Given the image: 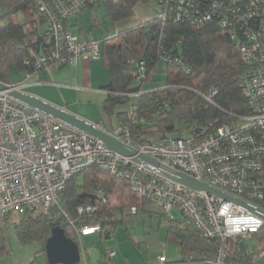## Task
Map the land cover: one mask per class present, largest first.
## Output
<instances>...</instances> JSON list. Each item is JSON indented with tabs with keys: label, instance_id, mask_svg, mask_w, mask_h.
<instances>
[{
	"label": "built area",
	"instance_id": "obj_1",
	"mask_svg": "<svg viewBox=\"0 0 264 264\" xmlns=\"http://www.w3.org/2000/svg\"><path fill=\"white\" fill-rule=\"evenodd\" d=\"M32 1L37 5V16L44 20V41L35 69L26 72L22 82L14 83L20 90L31 78L40 81V71L45 68L102 57L103 39L76 35L70 28L72 18L100 0ZM204 1L207 0H154V18L163 23L198 25L214 21L222 26L236 41L244 64L240 83L250 112L230 122L210 123L193 133L138 144L133 143L130 122L110 132L140 153L156 158L159 164H154L114 152L101 139L0 91V216L23 208L39 213L57 207L64 223L75 226L71 211L62 202V193L74 174L96 165L125 178L133 193L158 206L170 219H176L175 208L180 210L208 239L226 243L238 237L260 236L263 246L258 255L264 254V218L170 176L189 174L264 210V0H211L208 5ZM117 39L114 35L107 41ZM159 39L165 40L163 31ZM174 62L181 63L178 59ZM137 66L134 75L140 82L146 61L140 59ZM181 66L190 73L187 64ZM217 92L212 87L204 97L212 101ZM136 110L132 106L128 112L131 122L137 120ZM94 124L106 130L103 124ZM96 210L93 204L77 206L80 214ZM131 212L136 214L137 207L133 206ZM75 229L79 237L102 230L100 224ZM228 254L223 244L205 254L202 264H236ZM158 264H166L165 256L158 258Z\"/></svg>",
	"mask_w": 264,
	"mask_h": 264
},
{
	"label": "trees",
	"instance_id": "obj_2",
	"mask_svg": "<svg viewBox=\"0 0 264 264\" xmlns=\"http://www.w3.org/2000/svg\"><path fill=\"white\" fill-rule=\"evenodd\" d=\"M149 1L100 0L96 6L90 7L93 23L99 25L101 22L98 9L102 3L106 4L114 22L122 23L134 16L138 3L147 4ZM209 3L211 0H207L205 5ZM0 5L5 9L0 16V80L13 83V69L20 72L21 80L26 72L35 69L38 53L35 43L44 34V20L37 16V5L32 0H0ZM149 30L152 36L150 43ZM161 31L165 34L162 42L159 39ZM114 35L121 42L107 41L108 37ZM102 38V60L109 70V82L105 86L108 95L103 110L111 116L117 108L129 107L126 111L118 112L124 115L119 125L130 122L134 144L193 133L210 123L218 125L230 122L236 116L250 112L240 83L244 64L237 43L217 22L199 25L189 22L163 23L151 18L134 25L126 24ZM140 59L146 61V66L144 77L138 82L134 73L138 70ZM175 59L181 63H175ZM162 61L164 66L160 68ZM182 63L190 67V73H186ZM212 87H216L218 92L209 101L204 94ZM138 91H142L139 96L131 95ZM132 106L137 107L135 122H131L128 116ZM61 198L71 211L75 226L65 224L57 207H52L48 212L27 210L13 224L8 221L13 212L1 215L0 230L12 225L21 242H38L40 248L37 253L43 252L46 258V242L57 225L64 227L66 234L78 242L75 227L100 224L101 232L107 234L125 225L140 211L155 214L143 202L138 203L140 197L133 193L125 178L96 165L74 174ZM114 202L119 204L115 205ZM81 204H93L97 210L80 214L77 206ZM133 206L137 207L136 214L131 212ZM156 216L167 219L168 237L182 247L185 259L191 256L192 261L197 260L202 264L205 254L215 252L223 244L228 249L229 260L237 261L245 256L240 243L246 238L238 237L222 243L219 239L204 237L186 218L170 219L162 212ZM251 238L261 240L257 235ZM257 253L251 252L250 255ZM34 262L36 259L30 263ZM46 262L49 264L47 258Z\"/></svg>",
	"mask_w": 264,
	"mask_h": 264
},
{
	"label": "crops",
	"instance_id": "obj_3",
	"mask_svg": "<svg viewBox=\"0 0 264 264\" xmlns=\"http://www.w3.org/2000/svg\"><path fill=\"white\" fill-rule=\"evenodd\" d=\"M151 18L147 5L138 3L134 16L130 20L116 23V31L126 24L134 25ZM70 25L72 33L76 35L103 39L104 33L99 38L95 35L94 29L88 32L84 22L80 23L79 19L72 18ZM92 26V28L96 26L101 28L100 24L92 23ZM40 79L37 81L36 78H31L30 83L23 86L21 90L61 106L89 121L101 123L109 132L122 122L124 115L121 116L118 112L129 109L127 106L117 108L116 113L111 116L104 112L103 103L108 95L105 86L109 82V70L104 65L102 57L100 59L85 58L76 64L52 69L45 68L40 71ZM20 82H22L21 77L13 83ZM150 210L156 215L159 213L153 209ZM155 214L140 211L125 225L114 232H109L110 236L107 235L108 233L98 232L78 237L82 258L77 264H158L160 256H165L166 264H201L197 260L185 259L186 255L182 247L168 237L167 219ZM254 246L244 250V258L234 260L235 263L264 264V254L258 255L261 248ZM110 252H114V255L111 256ZM251 252L258 253L251 256Z\"/></svg>",
	"mask_w": 264,
	"mask_h": 264
},
{
	"label": "water",
	"instance_id": "obj_4",
	"mask_svg": "<svg viewBox=\"0 0 264 264\" xmlns=\"http://www.w3.org/2000/svg\"><path fill=\"white\" fill-rule=\"evenodd\" d=\"M147 35L149 36L148 42L150 43L152 41L150 30L147 32ZM43 41L44 37L40 35L35 43L38 52L41 49V44L43 43ZM0 91H4L8 95L17 98L24 103H27L35 109L50 114L60 119L61 121H64L90 135L101 139L114 152H117L123 156L132 157L135 161L142 160L148 163L150 162L159 164V161L156 158L140 153L135 147L122 142L117 137L113 136L110 132L96 127L94 122L78 116L66 110L65 108L53 104L43 98L20 90L15 84L6 83L0 80ZM197 131H199V129ZM170 176L190 188L197 190H206L209 193L219 195L225 200L239 204L264 218V210L262 208H259L254 204H251L241 198L220 190L219 188L212 186L207 182L198 180L183 172H178L175 175ZM107 235L110 236L109 233ZM240 245L246 251L253 246V240L251 237H249L245 241H242ZM45 250L46 258L49 264H77L81 261L82 258V252L79 243L69 237L65 232V228L61 225H57L53 228L52 234L46 242Z\"/></svg>",
	"mask_w": 264,
	"mask_h": 264
},
{
	"label": "rangeland",
	"instance_id": "obj_5",
	"mask_svg": "<svg viewBox=\"0 0 264 264\" xmlns=\"http://www.w3.org/2000/svg\"><path fill=\"white\" fill-rule=\"evenodd\" d=\"M146 5L149 12L152 15V18H154L155 11H157L156 3L154 2V0H150ZM4 12L5 9L0 5V16L4 14ZM98 13H99V18L101 20L100 22L101 28L98 26L92 28L93 18L90 8L84 9L81 12V14L75 16L74 19H79L80 23L84 22V27L88 32H91L90 30L94 29L93 31L95 35L99 38L102 37L103 33L104 35L115 33L117 24L110 16L105 3L101 4L100 8L98 9ZM75 31L77 30L75 29ZM115 42L119 43L121 42V39L118 38L113 43ZM163 66H164V62L162 61L160 63V68H162ZM11 77H12V82L14 81L17 82L21 77L20 72L16 69H13L11 72ZM140 202H143V204H145L147 208L153 209L154 211L161 213V209L158 206L150 203L146 199L138 198V203ZM114 204L118 205L119 203L114 202ZM26 212H27L26 208L13 211L11 216L9 215L10 217H8L9 218L8 221L10 222V224L11 223L13 224V222L18 221L22 216H24ZM173 214L177 219H185L181 211L176 208L173 210ZM139 216L138 218H140ZM253 243L259 249L262 248L263 246V242L261 240H258L257 238H254ZM39 248H40V244L38 242L35 241L27 242V243L21 242L18 238L15 227H13L12 225L7 229L0 230V264H32L30 262L35 259L36 262H34L33 264H47L45 254L43 252L37 253Z\"/></svg>",
	"mask_w": 264,
	"mask_h": 264
}]
</instances>
